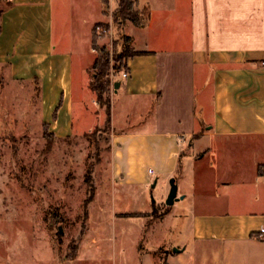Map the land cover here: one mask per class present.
Here are the masks:
<instances>
[{
    "label": "crops",
    "instance_id": "crops-1",
    "mask_svg": "<svg viewBox=\"0 0 264 264\" xmlns=\"http://www.w3.org/2000/svg\"><path fill=\"white\" fill-rule=\"evenodd\" d=\"M72 1L74 18L68 28L57 18L56 31L54 0H0V68L35 87L42 127L58 138L73 132L74 100L94 95L87 76L92 32L109 20L103 0ZM135 8L149 18L142 27L125 22L123 33L143 53L127 58L129 76L117 78L110 97L150 109L149 154L157 174H178L183 183L177 196L191 216L192 243L217 250L220 264H264V232L257 237L264 227V0H135ZM74 68L86 74L78 87ZM111 108L124 181L131 160L117 138L128 134L116 129ZM184 154L189 173L180 166ZM181 244L180 251L165 250V264H197L194 247Z\"/></svg>",
    "mask_w": 264,
    "mask_h": 264
},
{
    "label": "rangeland",
    "instance_id": "rangeland-1",
    "mask_svg": "<svg viewBox=\"0 0 264 264\" xmlns=\"http://www.w3.org/2000/svg\"><path fill=\"white\" fill-rule=\"evenodd\" d=\"M74 15L72 0H54L55 28L57 18L68 28ZM85 79L74 68V87ZM109 98L116 129L128 134L117 138L131 160L124 181L105 106L94 95L74 100L70 136L46 135L35 87L11 81L0 68V264H141L157 254L165 264V250L183 246L181 239L194 247L197 264H220L217 250L192 243L186 201L164 202L170 178L176 177L178 195L183 183L178 174H157L149 154L155 141L144 135L153 130L150 109L120 104L117 94ZM187 155L180 160L186 170ZM88 168L93 199L85 207Z\"/></svg>",
    "mask_w": 264,
    "mask_h": 264
},
{
    "label": "trees",
    "instance_id": "trees-1",
    "mask_svg": "<svg viewBox=\"0 0 264 264\" xmlns=\"http://www.w3.org/2000/svg\"><path fill=\"white\" fill-rule=\"evenodd\" d=\"M104 3V0H103ZM105 8V6H104ZM2 8L0 7V13ZM149 18L147 9H136L135 0H117L113 11L114 39L111 51L105 46H97V52L89 68L91 79L89 88L94 93L96 101L105 106L106 123L110 124V84L109 71L113 68L115 71L127 70V58L141 54V51H135L130 46V37L123 33L124 23L130 21L136 26L142 27ZM93 34V32H92ZM96 36L93 34L92 43H95ZM112 60V65L111 61ZM43 129L46 135L54 136L47 130V124L43 123ZM264 165L258 166V172H261ZM91 168H88L85 174V180L90 185V193L84 199V206L93 199V186L91 180Z\"/></svg>",
    "mask_w": 264,
    "mask_h": 264
},
{
    "label": "built area",
    "instance_id": "built-area-1",
    "mask_svg": "<svg viewBox=\"0 0 264 264\" xmlns=\"http://www.w3.org/2000/svg\"><path fill=\"white\" fill-rule=\"evenodd\" d=\"M116 4L117 0H104V6L109 20L106 22L96 23L93 27V34L96 36V41L95 43L91 44V51L94 54L97 52V46H105L110 51L112 49V43L114 39L113 11L116 7ZM110 62L112 65V60ZM128 76L129 72L126 69L115 71L113 68H111L109 71V78L111 80L110 89H114L113 83L118 77L127 78ZM263 232L264 227L260 228L259 232L257 233V237H262Z\"/></svg>",
    "mask_w": 264,
    "mask_h": 264
},
{
    "label": "water",
    "instance_id": "water-1",
    "mask_svg": "<svg viewBox=\"0 0 264 264\" xmlns=\"http://www.w3.org/2000/svg\"><path fill=\"white\" fill-rule=\"evenodd\" d=\"M120 84L119 80H115L113 83L114 90L118 88ZM181 196H177V184L175 182V179L172 177L169 181V190L165 198V204L166 205H172L175 201H177ZM173 252L180 251L178 248L172 249Z\"/></svg>",
    "mask_w": 264,
    "mask_h": 264
}]
</instances>
